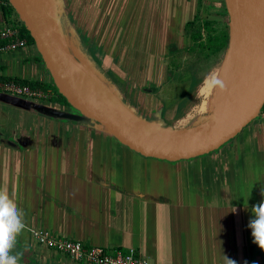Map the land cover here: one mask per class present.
<instances>
[{"label": "crops", "instance_id": "obj_1", "mask_svg": "<svg viewBox=\"0 0 264 264\" xmlns=\"http://www.w3.org/2000/svg\"><path fill=\"white\" fill-rule=\"evenodd\" d=\"M60 1L71 32L83 40L107 82L127 104L148 120L183 128L169 121L181 101L179 87L188 85L190 91L193 76L191 71L172 70L171 60L188 51L192 34L179 29L178 44L118 55L125 58L122 69L116 53L107 52L102 42L134 30L132 23L137 26L140 15H149L153 3L146 0L139 12L131 9L125 16L127 5L116 0L109 4L108 0ZM159 2L162 8L168 5L169 14L182 24L198 22L204 30L205 21H217L209 11L211 6L219 8L215 0ZM124 16L127 28H120ZM18 19L13 11L5 17L0 10V25L2 21L19 24ZM34 46L28 40L16 50L0 52V77L52 83ZM136 66L146 72L141 82L131 73ZM34 104L60 110L49 100L0 91V189L25 212L27 225L18 237V250L28 245L20 264H77L36 242L31 229L110 251L135 248L152 264H224V255L236 264H264V250L253 242L248 227L252 207L264 201V111L215 151V160L175 164L195 172L197 187L195 192L174 194L169 189L171 176L158 173L161 165L174 164L149 163L146 156L114 142L100 124L63 122L36 111ZM5 136L15 141L8 143ZM120 168L124 177L117 178Z\"/></svg>", "mask_w": 264, "mask_h": 264}, {"label": "water", "instance_id": "obj_2", "mask_svg": "<svg viewBox=\"0 0 264 264\" xmlns=\"http://www.w3.org/2000/svg\"><path fill=\"white\" fill-rule=\"evenodd\" d=\"M224 1L231 52L228 102L219 114L176 128L139 115L110 86L82 40L73 34L70 41L60 0H8L34 39L52 83L75 112L42 104L32 108L59 119L96 122L116 141L146 157L180 161L222 148L264 108V0Z\"/></svg>", "mask_w": 264, "mask_h": 264}, {"label": "rangeland", "instance_id": "obj_3", "mask_svg": "<svg viewBox=\"0 0 264 264\" xmlns=\"http://www.w3.org/2000/svg\"><path fill=\"white\" fill-rule=\"evenodd\" d=\"M109 1L111 0H108V4H109ZM116 1L118 2L119 5L121 4L127 5V9H126L127 11L124 14L125 16H126V13L131 11V9H133L134 11L137 9L139 12V9L141 10L140 5L142 7L146 6L145 5L146 0H116ZM215 1L218 2L217 7L219 8H215L214 6H211V9L209 10V11H212V13L210 14L217 17V22L215 24V30L213 32L214 34H217L219 36H222L225 33H227L229 40H230L229 16L224 13V9H223L225 1L224 0H215ZM148 2L150 4L153 3V7L150 10V14L149 15L143 14V16L140 15L138 17V19H140L139 24L136 26L134 25V23H132V25L130 26V28H133L134 30L129 29V32L119 34L120 38L118 39L114 40V39L108 38L106 42L105 41L102 42L103 43L102 45L105 46L107 52H109L110 54L116 53L115 60L117 59L119 61V62L117 61L118 65L122 69H124L123 65H124L125 58L118 57V55H122V54L128 55V51L133 50V49H135L136 52H141V51L144 52L152 48H155L156 50H162L169 44H173V43L178 44L181 42V38L179 37L177 33L179 29H184V30L186 29V35L188 36L189 33L193 35L195 32L196 33L198 32L199 28L200 29L202 28L201 23H198V22L192 25L182 24V22L179 19H177V17L174 16V14H169L168 5L165 6V8H162L160 6L159 0H148ZM199 9H200V6H199ZM122 10H123V7H122ZM196 14H198V11H196ZM125 16L122 19L123 22L125 20ZM187 16L188 18H190V15H187ZM19 24H21L22 26L21 22H19ZM119 24H120V28L126 27L125 22L119 23ZM66 25L69 29L68 32H69V36L71 39L70 41L73 42L74 38L72 36L73 33L71 32L70 24L66 22ZM201 32H203L202 37L206 38L208 35L207 31L201 29ZM229 40H228V45H229ZM82 44L83 46H85V43L82 42ZM228 45L225 46V48L221 50L220 52L212 54V55L211 54L208 55L207 50L203 51L199 46H197V43H194L193 41H191V44L188 47L189 48L188 51H185V52L178 51L180 53V54L177 53L178 58L176 60L175 59L171 60L172 63L174 64V67L172 68V70L176 72L191 71V74L195 79V83L190 91H187L188 85H183L182 88L179 87L178 97L179 99H181V101L178 104L176 116L180 118L176 116L170 118L169 122H171L173 125H177L183 128L190 127L214 115V111L218 109V107H215L216 109L212 111L206 110L207 112L205 111V112L199 113L197 111V108L200 105V102H202V99H204V97L200 94V87L201 85H203L209 73L219 64V62H221L224 56L229 52L227 51L229 47ZM121 59H123L124 61H122ZM129 68L132 69L133 66ZM131 73H133L135 77L139 78L138 81L141 82L145 80V76L142 78V75H145L146 72H143L140 70L138 71V66H136L134 70H132ZM147 73L149 72L147 71ZM104 75L107 79L108 76L106 74ZM51 84L53 85V83ZM222 89H225V88H222ZM222 89L220 90L219 93L217 92L216 94L217 100H219L223 96L224 90ZM48 100H49V103L56 105L57 107L60 108V110L75 112V109L71 105H69L65 101H62L61 99L56 98V99H48ZM215 102L213 103V105L215 104ZM61 120L63 122H69L73 124H79L80 122H84V121L76 122V121L66 120V119H61ZM253 122H255V120ZM5 138L8 141H15L13 137L5 136ZM113 141L116 143L118 142L114 138H113ZM229 143L230 142H228L227 144ZM214 152L185 160V162L186 161L189 162L191 160H196V159L210 161V158L212 160H215L217 156L213 155ZM135 153L137 155H141L137 152ZM145 158L149 160V163H150V160H161L163 162H168L169 164H174V165H166L167 169L166 167L161 165L159 167L160 169L158 170V173L160 175L167 174L168 176H171L170 185H169V189L171 190V192H173L174 194L184 192L185 190H189L190 192H195V188L197 187V185H195L194 183V178L196 177L195 172L192 170L186 171V169L183 166L181 167L178 166L179 168L178 169L177 166L175 165V164H178V162H182L184 160L171 162V161H167L164 159H157L153 157H145ZM120 167L122 168L123 165L120 164ZM121 168L118 170L119 173L118 174L116 173L117 178L124 177V170ZM15 190L17 194L19 188H15ZM163 191H166V188H163ZM56 235L67 238V236H64L63 234L59 235L56 233ZM68 238H72V237H68ZM59 254L60 256L62 255L63 257L68 258L72 260L73 262H76L77 264H85V263L75 261L71 259L69 256L64 255L62 253H59Z\"/></svg>", "mask_w": 264, "mask_h": 264}, {"label": "built area", "instance_id": "obj_4", "mask_svg": "<svg viewBox=\"0 0 264 264\" xmlns=\"http://www.w3.org/2000/svg\"><path fill=\"white\" fill-rule=\"evenodd\" d=\"M9 3L0 0V7ZM16 15V13L13 11ZM19 20V19H18ZM20 22V21H19ZM22 26L14 22L2 21L0 25V52L16 50L28 43L21 34ZM0 91L15 95H23L36 99L48 100L50 91L21 83L16 79H0ZM33 238L39 244L51 250L69 256L71 259L85 264H152L135 248L110 251L101 246H86L79 239L64 238L45 229H31ZM38 234V235H37Z\"/></svg>", "mask_w": 264, "mask_h": 264}, {"label": "clouds", "instance_id": "obj_5", "mask_svg": "<svg viewBox=\"0 0 264 264\" xmlns=\"http://www.w3.org/2000/svg\"><path fill=\"white\" fill-rule=\"evenodd\" d=\"M216 83L220 88L224 87L221 81ZM262 195H264V189H262ZM232 211L235 212L236 209L233 207ZM252 213L253 217L248 227L251 229L253 242L264 250V201L254 205ZM26 227L25 212L7 191L0 189V264H20L24 252L28 250V245L25 244L23 250H18V237ZM224 264H236V261L224 255Z\"/></svg>", "mask_w": 264, "mask_h": 264}, {"label": "trees", "instance_id": "obj_6", "mask_svg": "<svg viewBox=\"0 0 264 264\" xmlns=\"http://www.w3.org/2000/svg\"><path fill=\"white\" fill-rule=\"evenodd\" d=\"M5 1L7 2L8 0H5ZM223 9H224V13L226 15H228L225 3H224ZM0 10L3 13V16L6 17L13 11V8L9 3H7V5L1 6ZM216 22L217 21H209V20L204 22V25H203L204 30L207 31V33H208L206 38L202 37V34H203V32H201L202 28L201 29L199 28L198 32L197 33L195 32L192 35V41L194 43H197V46H199L203 51L207 50L208 55L218 53L221 50H223L225 48V46L228 45L229 37H228L227 33H225L222 36L214 34L213 31L215 30ZM192 24H195V23H191V25ZM21 34L23 36H26L29 41L34 42V39L31 37L29 31L23 26H22ZM0 79H6V78L0 77ZM19 82H21V81H19ZM21 83L29 84L33 87L42 88L44 91H50L51 95H50L49 99H56L57 98V99H61L62 101L67 102L66 98L59 92V90L57 89V87L54 84L52 85L51 83L49 84V83H43V82H37V81H22ZM194 83H195V79L193 77V85H194ZM193 85H192V87H193ZM263 111H264V108H263Z\"/></svg>", "mask_w": 264, "mask_h": 264}, {"label": "bare ground", "instance_id": "obj_7", "mask_svg": "<svg viewBox=\"0 0 264 264\" xmlns=\"http://www.w3.org/2000/svg\"><path fill=\"white\" fill-rule=\"evenodd\" d=\"M230 62H231V52L229 51L224 58L219 62V64L209 73L206 77L203 85L200 87V94L204 97L202 102L197 108V111L205 112L215 110V107H218L214 111V114L220 113L224 107V105L228 102L229 96L227 95V83L229 82L230 76ZM217 81H221L224 84L225 89L220 88L219 84L216 83ZM223 91V96L217 100V92L219 93L220 90ZM216 101V102H215ZM215 104L213 105V103ZM206 111V112H207ZM186 122V121H185Z\"/></svg>", "mask_w": 264, "mask_h": 264}]
</instances>
